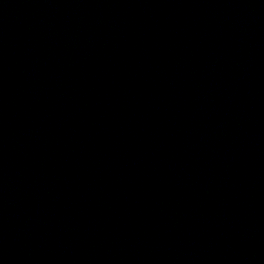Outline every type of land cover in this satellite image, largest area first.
Returning a JSON list of instances; mask_svg holds the SVG:
<instances>
[{
	"label": "water",
	"instance_id": "95a60500",
	"mask_svg": "<svg viewBox=\"0 0 264 264\" xmlns=\"http://www.w3.org/2000/svg\"><path fill=\"white\" fill-rule=\"evenodd\" d=\"M0 264H264V0H0Z\"/></svg>",
	"mask_w": 264,
	"mask_h": 264
}]
</instances>
